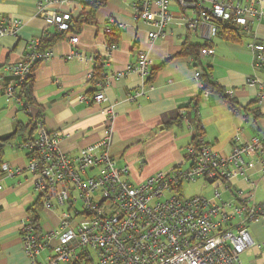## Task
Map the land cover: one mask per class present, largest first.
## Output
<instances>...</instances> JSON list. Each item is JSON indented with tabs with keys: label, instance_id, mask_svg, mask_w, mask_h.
Instances as JSON below:
<instances>
[{
	"label": "crops",
	"instance_id": "obj_1",
	"mask_svg": "<svg viewBox=\"0 0 264 264\" xmlns=\"http://www.w3.org/2000/svg\"><path fill=\"white\" fill-rule=\"evenodd\" d=\"M38 1L0 0V14L23 21L16 35L0 39V160L21 169L14 177L0 174V264H30L22 247L21 228L41 198L34 190L27 170L28 153L22 146L30 137H37L38 131L32 132L29 124L40 114L48 131L61 134L60 149L72 156L98 144L106 136V115L102 111L113 107L116 116L110 155L120 166L129 167L133 183L184 163L186 149L196 135L192 123L202 127L203 142L221 156L231 154L234 136L239 135L242 142H247L264 130V116L257 119L251 112L253 102L264 88L247 83L251 77L264 80V71L255 68L249 49L252 42L264 41V23H253L251 33H242L238 43H231L221 35L214 37L210 44L214 54L200 55V63L195 66L184 48H207L209 28L203 26L198 32H192L182 17L197 18V14H183L174 0L170 2L174 20L165 36L155 42L148 39V33L154 28L134 16L136 0H107L93 12L92 23L67 32L54 45L53 58L36 66L33 71L36 105L26 111L22 103L9 102L5 95L10 78L8 68L30 55L33 40H51L63 33L38 16ZM92 4L89 0H59L50 9L70 14L74 23L92 14ZM198 5V10L211 7L206 0H198ZM110 18L123 26L118 33L116 50L108 48L111 37L106 34L105 26ZM72 37L78 38L77 44L71 43ZM140 49L148 51L153 61L149 87H145L137 74L118 76L128 64L136 62ZM75 51L101 63L107 78L106 102L93 101L96 89L88 74L94 70L95 59L93 62L68 60ZM208 68L213 82L226 90H234L238 113L216 94L208 99L198 97L199 82L195 73L203 74ZM142 89L145 94L131 101L130 96ZM183 109L194 115L164 129L163 117ZM251 173L258 183L257 201L264 205V174L257 167ZM246 185L242 179L233 181L234 188H246ZM63 212L47 210L42 205L36 211L41 234L57 229ZM250 234L255 243L264 242V219L252 224ZM241 259L243 264H264V249L251 248Z\"/></svg>",
	"mask_w": 264,
	"mask_h": 264
},
{
	"label": "built area",
	"instance_id": "obj_2",
	"mask_svg": "<svg viewBox=\"0 0 264 264\" xmlns=\"http://www.w3.org/2000/svg\"><path fill=\"white\" fill-rule=\"evenodd\" d=\"M58 1L40 0L36 11L49 26L63 32L70 29L72 19L68 13L50 9ZM171 1L134 3L136 20L154 28L148 33L150 42L163 38L173 22ZM174 1L183 14H197V18L182 17L192 32L203 26L209 28V46L201 50V56L214 54L210 44L219 35L220 23L236 26L241 34L251 33L255 22L264 23V0H206L211 7L199 10L198 0ZM22 25L23 21L0 14V39L16 35ZM116 28L123 26L110 18L105 32L110 35ZM70 41L77 44L78 38L72 37ZM38 44L39 40H33L30 55L8 68L10 78L5 95L9 102L21 103L20 87L32 74L35 63L53 58L52 50L38 52ZM108 48L116 50L117 46ZM249 49L255 68L264 71V41L252 42ZM73 59L93 62L95 58H84L75 51L68 57ZM152 68L148 51L140 49L136 62L128 64L118 76L137 74L149 87L146 82ZM93 74L90 71L88 79L92 80ZM202 75L201 71L195 73L199 94L203 89ZM103 76L105 83L96 85L93 98L96 104L107 101L106 73ZM247 83L264 88V80L258 77L249 78ZM144 94L142 89L130 100ZM226 94L235 97L233 89ZM210 95L206 91L202 98L208 99ZM256 100V107L262 112L264 91ZM102 113L106 115V136L75 155L64 153L60 149L61 134L48 131L42 122L38 124L37 137L22 146L28 153L27 170L43 207L52 211L67 207L58 228L46 234L38 233L31 217L22 224V247L30 264H76L82 260L85 263L86 259L93 264H243L241 257L247 250L264 249V242L255 243L250 234L252 224L264 219V205L256 197L258 183L251 173L257 167L264 174V130L247 142H242L239 135L234 136L228 156L219 155L202 139L201 143L187 147L183 164L133 183L129 167L120 166L110 155L115 110L109 107ZM20 172V168L0 162L3 177H14ZM238 179L244 180L246 188L233 187V181ZM199 181L204 188H212V195L185 197L184 186ZM78 202L82 204L80 210L76 208Z\"/></svg>",
	"mask_w": 264,
	"mask_h": 264
},
{
	"label": "trees",
	"instance_id": "obj_3",
	"mask_svg": "<svg viewBox=\"0 0 264 264\" xmlns=\"http://www.w3.org/2000/svg\"><path fill=\"white\" fill-rule=\"evenodd\" d=\"M107 0H101V1H95L92 4V14L88 15V16H83L81 17L77 22H72L70 23V29L67 31H63V33L59 36H56L54 38H52L51 40H39V44L37 46V50L40 53H46L49 50H52L54 45L61 40L64 35L69 32V31H77L82 25L84 24H90L93 22V12L98 9L99 7H101L102 5L105 4ZM220 32L219 35H221L222 37H224L227 41L231 42V43H238L242 40V34L240 33V31L238 30V28L230 23L227 22H222L220 23ZM120 32V29L116 28L114 30V32L112 34H110V45H115L118 46L116 41L118 40V33ZM201 50H203V48H198V47H191V46H186L184 48V52L186 55H188L190 58H192L195 66H197L200 63V52ZM42 61H38L37 63H35V65L32 68V74L28 77V79L21 85L20 87V92H19V100L20 102L24 105L25 110L27 111L28 109H30L31 107L35 106V102L33 99V83H34V78H33V71L36 68V66L41 63ZM210 68H208V72L205 71L202 75L201 78V82L203 85V89L201 94H199V98L202 97V93L204 92H210L211 94H216L218 95L226 104H228L230 106V108L232 110H239V105L236 102V100L234 98L229 97L226 92L227 90L224 89L223 87H221L219 84H217L216 82H213L211 80V76L209 74L210 72ZM153 68L151 70L150 76L147 79L146 84L149 85L151 83V78L153 76ZM93 78L91 80L92 84L95 86V91L94 93L97 92V88L96 85L98 83H105V77L103 76V73H105V71L103 70V67L101 66V63L98 62L97 59H95V63H94V70H93ZM257 104V100L253 102L252 106H253V110H251L252 114L255 116V118H260L264 115H261L260 110L256 107ZM245 111H248V108L245 109ZM187 113V115L185 114ZM191 114V115H190ZM192 114L194 115V112H189L188 109H183L180 110L176 113H171L169 115H166L163 117L162 119V126L164 129H168L170 127H172L173 125L176 124H181L182 121L184 120L185 117H189L192 116ZM41 114L33 119L30 124L29 127L31 128L32 132L38 131V124L40 122H42V118H41ZM195 127V132L196 135L192 140L193 145H197L199 143H201L202 139H203V132L201 129V126L195 122L192 123ZM18 132L20 131V129H17ZM35 138L30 137V139H28L26 142L34 140ZM2 142H6V139H2ZM25 142V143H26ZM2 155L1 150H0V156ZM1 159V157H0ZM1 162V160H0ZM42 207L41 202H38L36 209L35 210H31L29 217H31V219L33 220V222L35 223L37 229H38V233L41 235V231L39 228V219L36 215V211L38 209H40ZM87 262L84 263V261L82 260L81 262H78L76 264H93V262L90 259H86Z\"/></svg>",
	"mask_w": 264,
	"mask_h": 264
},
{
	"label": "rangeland",
	"instance_id": "obj_4",
	"mask_svg": "<svg viewBox=\"0 0 264 264\" xmlns=\"http://www.w3.org/2000/svg\"><path fill=\"white\" fill-rule=\"evenodd\" d=\"M141 163V160H140ZM212 195V188H204V183L199 181L197 183H189L184 186V196L185 197H193V196H207L210 197ZM82 207L81 202L76 204V208L80 210ZM67 207L59 208L58 210H66ZM94 255V254H93ZM95 259V256H93Z\"/></svg>",
	"mask_w": 264,
	"mask_h": 264
}]
</instances>
